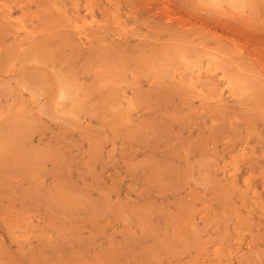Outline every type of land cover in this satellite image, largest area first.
<instances>
[{
	"label": "rangeland",
	"instance_id": "1",
	"mask_svg": "<svg viewBox=\"0 0 264 264\" xmlns=\"http://www.w3.org/2000/svg\"><path fill=\"white\" fill-rule=\"evenodd\" d=\"M0 264H264V0H0Z\"/></svg>",
	"mask_w": 264,
	"mask_h": 264
}]
</instances>
